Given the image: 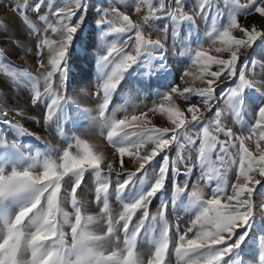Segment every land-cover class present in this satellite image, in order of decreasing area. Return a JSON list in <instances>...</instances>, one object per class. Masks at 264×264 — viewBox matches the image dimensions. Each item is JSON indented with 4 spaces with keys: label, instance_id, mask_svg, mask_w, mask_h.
Returning a JSON list of instances; mask_svg holds the SVG:
<instances>
[{
    "label": "rangeland",
    "instance_id": "374dc122",
    "mask_svg": "<svg viewBox=\"0 0 264 264\" xmlns=\"http://www.w3.org/2000/svg\"><path fill=\"white\" fill-rule=\"evenodd\" d=\"M19 2L22 0H0V21L6 25V29H0V53H2L0 54V105H3L0 110L8 111L7 119L13 123L18 122L31 135L20 134L17 129L0 121V132L3 133L0 135V168L7 172L13 168L18 170L31 168L38 172L42 170V163L46 156L57 159L69 143H75L73 138L86 140L93 146V151L104 153L105 163H113L114 171L110 178L108 202L114 222L119 219L122 203L131 202L150 190L165 153H161L144 170L138 172L127 188L119 193L117 184L126 179L127 173L117 176L116 171H120L119 157L106 140V133L112 119H123L125 116L130 117L145 112L149 113L148 118L151 121L149 127H168L171 121L168 120L166 113H151L149 109L160 103H165L166 107L174 105L181 110H185L190 104H197L204 114L205 121L189 125L185 135L194 137L197 133L202 134L205 122L210 131H213L218 111L219 119L225 129H231L234 136L240 137L249 135V128L254 123L258 109L264 105V69L259 68V64L264 63V37H258L247 50L241 49L237 76L232 80L221 77L214 101L210 102L211 110L206 109L202 100L195 95H189L186 100L183 96L173 94L171 105L164 100V96L170 93L173 86L180 90L185 87L205 86L204 81L199 79L200 65L195 62V52L208 49L211 55H217L214 49L220 47V44L213 43L215 36L230 25L233 17L246 27L250 25L259 27L264 24V18L254 12L255 5L244 6L247 0H213L214 7L207 11V15L201 13L200 16L194 17V21L178 23L172 21L169 16H163L143 25L145 33L153 40H160L164 47L154 50L150 57L146 53L145 56L148 57L149 62L141 59L124 73L123 79L112 93L104 116L99 117L100 105L103 102L102 98L96 95V85L101 78L99 56L105 54L109 43L115 41L119 44L126 35L131 34L111 33L105 37L107 26L98 22L103 18L112 21L114 26H119V18L112 14V10L117 9L120 13L130 16L134 22L140 23L147 13V8L142 6L141 11L137 12L139 0H85L86 14L71 45L68 59L67 91L64 94L69 101L63 105L53 121H46L44 108L47 102H50L49 98L45 97V101L37 106L30 102L34 87H39L41 92L44 90L46 73L40 64L43 62L47 66L51 57L47 48L41 50L39 55L37 54L38 42L45 35L52 40L60 39L59 33H53L50 29L45 32V29L49 22L55 27H60L52 12L65 4L70 5L73 0H23L29 5L26 9L27 21L13 11L15 4ZM153 2L155 3L156 0ZM169 2L170 0H165L166 4ZM172 3L174 4V0ZM184 3L185 7L182 10L185 14L192 15L198 11L196 5L199 0H184ZM37 4L40 5L39 11H33ZM41 15H47L49 20H40ZM80 15L81 11H78L72 18V22L75 23ZM233 35L239 37L240 33L234 31ZM159 51L164 53L162 58L158 57ZM220 55L227 59L229 53L224 52ZM253 61L257 62L254 68L251 66ZM161 63L165 65L164 68L159 67ZM245 63L249 65V68L245 69L246 77L250 80L255 79L258 84L255 87H246L236 98L229 101L230 90L239 85V70ZM48 67L50 70V66ZM149 67L153 71L145 75ZM211 70H218L217 65L213 64ZM25 73H29L30 76ZM32 78H39V84L35 85ZM59 82V74H57L54 77V87L57 89ZM19 112L23 115H18ZM185 114L190 115L187 112ZM129 131L131 132L132 129ZM218 139L223 141L228 137L221 133ZM254 140L255 137L246 141V145L253 152L256 151ZM180 143L184 144L183 149L174 143L167 151L170 161H177L174 165L175 170L170 165L165 186L152 199L148 208L149 221L145 222L136 241L135 252L142 262L150 258L163 232L164 222L159 220L162 205L167 206L165 220L170 229L167 264H176L174 252L177 242L176 226L178 225L183 233L200 212L199 205L193 201L192 193H199L201 200L211 199L212 191L217 183L223 186L215 175L217 169L223 173V178L229 185L235 181L237 167L230 165L227 156L222 163L217 159V151H213L209 157L210 162L202 169L198 164L200 141L197 140L195 144L189 145L182 136ZM71 151L77 154L79 149L73 147ZM177 152L185 157L183 162L177 160ZM231 158L238 159L235 149L231 150ZM194 164L195 167H193ZM186 165L187 168L192 169L188 174H185ZM123 167L130 172L136 171L135 159L125 156ZM205 173L213 175L214 179L211 182L202 179V174ZM100 179L94 170L87 171L76 195L81 203L82 214L94 217L88 224L87 231L92 235L104 237L94 247L104 255H108L113 250L123 248L124 237L119 224L115 223L114 235L105 237L107 217L101 212L102 203L96 201V189L99 187ZM73 182L74 180L65 177L61 188L62 207L69 213L70 223L74 222V209L70 199ZM31 196L32 193H23L10 198L0 205V212L14 215L31 199ZM252 202L253 218L250 224L237 229L229 243H234L245 232L247 236L238 249H234L232 253L225 256L221 264H259L262 252L260 240L264 237V181L256 186ZM153 216L157 217L155 221H151ZM140 219H142V212L138 210L130 222V227L138 223ZM64 231L68 234L66 238L70 243V224L64 226Z\"/></svg>",
    "mask_w": 264,
    "mask_h": 264
},
{
    "label": "snow or ice",
    "instance_id": "6c2138e0",
    "mask_svg": "<svg viewBox=\"0 0 264 264\" xmlns=\"http://www.w3.org/2000/svg\"><path fill=\"white\" fill-rule=\"evenodd\" d=\"M248 5H255L254 12L264 18V0H247L244 6ZM142 6H146L147 13L140 23L134 22L130 16L120 13L117 9H113L112 14L119 18V26H114L112 21L103 18L98 22L107 26L105 37L111 33L131 34L126 35L119 44L115 41L109 43L105 54L99 56L101 78L96 85V95L103 101L100 105L99 117L104 116L112 93L123 79L124 73L141 59L149 62L150 60L145 56L146 53L150 57L154 50L164 47L160 40H153L145 33L143 25L163 16H169L172 21L178 23L194 21V17L200 16L201 13L206 16L207 11L214 7V3L213 0H199L196 5L198 11L192 15L185 14L182 10L185 7L184 0H174V4L172 0L168 4L165 0H156L155 3L153 0H139L136 11H141ZM28 7L29 5L22 0L15 4L13 11L27 21ZM86 8L85 0H73L70 5L58 7L52 15L59 22L60 27H55L49 22L45 32L50 29L53 33H59L60 39L52 40L45 35L38 42L37 54L39 55L41 50L47 48L51 57L47 66L43 62L40 64L46 73L44 90L41 92L39 87H34L30 102L37 106L45 101V97L49 98L50 102H47L44 108L46 121H53L63 105L69 101L64 93L67 91L70 48L83 24ZM39 9L40 5L37 4L33 11H39ZM78 11H81V15L73 23L72 18ZM39 18L42 21L49 20L47 15H41ZM0 29H6L3 21H0ZM234 31H238L240 36L233 35ZM258 37H264V24L259 27L256 25L246 27L233 17L230 25L215 36L213 43L220 44V47L214 49L217 55H211L208 49L195 52V62L200 65L199 79L204 81L205 86L185 87L183 90L173 86L170 93L164 96L165 102L171 105L173 94L183 96L186 100L189 95H195L202 100L206 109L211 110L210 102L214 101L221 77L232 80L237 76L241 49L247 50ZM224 52L229 53L227 59L220 55ZM158 53V57L164 56L162 51ZM213 64L217 65L218 70H211ZM251 66L256 67L257 62L253 61ZM159 67L164 68L165 65L161 63ZM248 68L247 63L240 67L239 85L230 90L229 101L236 98L246 87L257 86L258 82L255 79L250 80L246 77L245 69ZM259 68L264 69V63H260ZM152 71L153 69L149 67L145 75ZM25 74L30 76L29 73ZM57 74L60 80L58 89L54 87V77ZM32 79L35 85L39 84V78ZM0 108H3V105H0ZM149 112L166 113L168 120L171 121L170 126L149 127L151 124L148 118L149 113L141 112L139 115L125 116L123 119H112L106 133L107 143L119 157L120 171H116L117 176L127 173L126 179L117 184L119 193L127 188L138 172L144 170L161 153H165L150 190L131 202L122 203L118 221H113L108 202L110 178L114 171L113 163H105L104 153L93 151V146L86 140L73 138L75 143H69L57 159L46 156L42 163V170L38 172L31 168L22 170L13 168L10 172L0 168V205L20 194L32 193L31 199L14 215L0 212V264H167L170 229L165 220L166 205H162L159 211V220L164 222L163 232L146 262L138 259L135 247L145 222L149 221V205L165 186L170 165L175 170L174 165L177 161H170L167 151L174 143L183 149L184 144L180 143L182 136L189 145L195 144L197 140L200 141L198 164L202 169L210 162V154L217 151V159L223 163L227 156L230 165L237 167V172L234 183L229 185L228 181L224 180L223 173L219 169L215 170V175L223 186L217 183L212 191L211 199L201 200L199 193H192L193 201L199 205L200 212L183 233L179 226H176L177 242L174 249L176 264H221L226 255L239 248L247 236L246 232L241 234L234 243L229 241L232 240L237 229L250 224L253 218L252 197L256 192V186L264 181V105L259 107L254 123L249 128V135L240 137L234 136L231 129H225L219 119L218 111L213 131H210L205 122L202 134L197 133L194 137L185 135L189 125L205 121L204 114L197 104H190L185 110H181L174 105L166 107L165 103H160L149 109ZM185 112L190 115H186ZM17 114L23 115L22 112ZM7 116L8 111L0 110V121L17 129L20 134L31 135L18 122L13 123L7 119ZM129 129L132 131L130 132ZM221 133L228 139L219 140L218 136ZM0 135L3 133L0 132ZM253 137H255V152L246 145V141L252 140ZM12 144L16 143L12 142ZM73 147L79 149L77 154L71 151ZM233 149L236 150L238 159L231 158ZM125 156L135 159L136 171L130 172L124 169ZM177 160L183 162L185 157L177 152ZM195 166L194 164L193 167ZM185 167V174L190 173L192 169L187 168V165ZM89 170H94L96 176L101 178L99 187L96 189V201L102 203L101 212L107 217L105 237L114 235L116 231L114 223L119 224L124 237L123 248L113 250L108 255H104L94 247L104 237L92 235L87 231V226L94 217L82 214L81 203L76 195L77 189L83 182L84 174ZM65 177L74 180L70 193L71 205L74 209V222L71 223L69 213L62 207L61 188ZM201 178L211 182L214 176L205 173ZM138 210L142 212V219L130 227V222ZM156 219V216L151 217V221ZM66 224H70V243L66 238L68 234L64 231ZM190 233L191 236H189ZM260 244L262 252L259 264H264V237H261Z\"/></svg>",
    "mask_w": 264,
    "mask_h": 264
}]
</instances>
